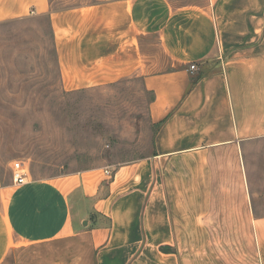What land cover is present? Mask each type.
<instances>
[{
	"label": "crops",
	"instance_id": "obj_1",
	"mask_svg": "<svg viewBox=\"0 0 264 264\" xmlns=\"http://www.w3.org/2000/svg\"><path fill=\"white\" fill-rule=\"evenodd\" d=\"M43 14L62 88L139 78L155 131L116 166L0 173V264H264V0H0Z\"/></svg>",
	"mask_w": 264,
	"mask_h": 264
},
{
	"label": "rangeland",
	"instance_id": "obj_2",
	"mask_svg": "<svg viewBox=\"0 0 264 264\" xmlns=\"http://www.w3.org/2000/svg\"><path fill=\"white\" fill-rule=\"evenodd\" d=\"M71 1L56 0V7ZM151 99L134 77L63 89L47 14L0 22L2 176L11 174L14 161L27 168V178H48L149 154L155 131L148 117ZM259 155L264 163V140ZM53 254L48 248L45 256ZM26 256L34 262L44 255L34 248Z\"/></svg>",
	"mask_w": 264,
	"mask_h": 264
},
{
	"label": "built area",
	"instance_id": "obj_3",
	"mask_svg": "<svg viewBox=\"0 0 264 264\" xmlns=\"http://www.w3.org/2000/svg\"><path fill=\"white\" fill-rule=\"evenodd\" d=\"M189 68L194 69L195 65L190 64ZM104 172L108 175L111 174V171L107 168L104 169ZM11 175H12L13 183L22 184L27 179L28 171H27V168H25L21 162L14 161L12 166H11Z\"/></svg>",
	"mask_w": 264,
	"mask_h": 264
}]
</instances>
